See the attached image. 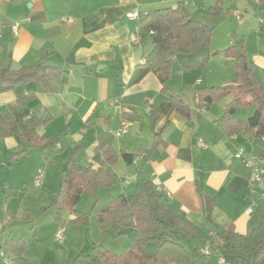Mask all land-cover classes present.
<instances>
[{
  "label": "crops",
  "instance_id": "obj_1",
  "mask_svg": "<svg viewBox=\"0 0 264 264\" xmlns=\"http://www.w3.org/2000/svg\"><path fill=\"white\" fill-rule=\"evenodd\" d=\"M181 3L192 19L212 25V31L220 28L225 11H232L234 18L236 12H242L239 32L225 34L228 41L222 50L211 48L209 62L225 57L223 51L240 41V31L245 29L253 68L257 64L264 69V50L259 47L264 44V1L0 0V64L14 70L47 64L69 71L64 84L53 81L46 86L28 81L0 92V115L8 113L17 130L0 133V181L9 188L8 199L24 200L39 170L44 172V188L50 191L59 182L57 195L70 162L99 169L104 153L100 137L107 132L118 158L106 167L117 179L111 188L91 192L102 198L95 201L102 204L101 208L119 195L135 194L137 170L142 167L160 184L170 207L182 210L200 229L202 237L196 242L205 240L206 231L209 243L212 224L233 225L240 234L256 228L264 201L251 171L236 154L243 150L248 156L258 157L264 142L247 127L232 136L222 129L220 119L231 97L203 108L197 90L205 87L204 79L190 84L187 73L172 71L169 86L190 106V115L185 117L163 92L155 74L148 73L135 82L140 65L156 49L148 35L139 42L132 40L138 33V19L130 20L126 14L138 11L142 18ZM217 6L221 11L214 14L211 10ZM19 21L20 31L15 36L11 25ZM251 36L256 46L253 50L248 44ZM214 39L212 33L211 47ZM125 115L130 116L127 121ZM5 129L12 131L14 127L7 125ZM53 137L57 142L45 148L34 142ZM121 153L135 155L133 163H127ZM206 194L216 199L209 217L202 201ZM64 212L69 211L60 212L65 222ZM69 213L74 221L77 216ZM17 242L26 244L11 239L5 243L12 250L8 262Z\"/></svg>",
  "mask_w": 264,
  "mask_h": 264
},
{
  "label": "trees",
  "instance_id": "obj_2",
  "mask_svg": "<svg viewBox=\"0 0 264 264\" xmlns=\"http://www.w3.org/2000/svg\"><path fill=\"white\" fill-rule=\"evenodd\" d=\"M211 11L218 14L221 7L217 6ZM212 33L208 26L192 19L182 3L174 9L156 11L139 18L137 34L140 38L148 35L156 51L140 65L135 82L140 81L148 73L155 74L162 84L163 92L169 94L175 109L189 117L190 106L169 86L173 65L178 58H182L183 61L179 63L177 71L183 73L191 71L193 65L187 59L195 57L200 49L210 46ZM223 54L226 58L234 59L236 78L229 84L200 87L197 90L200 105L207 108L216 101L231 97L220 119L222 129L232 136L247 127L260 139L264 135V87L253 73V62L248 56L245 41L240 40L227 47ZM208 61L209 58L203 59L202 65H206ZM68 78L69 71L62 67L39 64L14 70L10 66L0 64V92L12 90L28 81H38L48 86L53 81L64 84ZM243 106L255 108L254 114L245 121L235 117L238 108ZM129 118L130 116L125 115L124 120L127 121ZM7 125L13 126L14 130L7 131L5 129ZM16 132L10 115L1 114L0 133L6 135ZM110 137L107 132L100 137V148L104 153L99 169L77 167L70 162L69 169L63 172L59 192L53 199V206L57 210L55 218L62 224L64 221L60 212L63 210L77 216L74 223L87 224L88 215L77 209L82 194L85 191L94 193L96 188H111L116 183V175L106 167V164L111 165L118 158ZM57 139V137L35 139L34 142L45 148L54 145ZM121 157L132 164L135 155L121 153ZM258 157H264V149ZM136 190L133 195L122 194L107 202L97 216L100 229L112 238L123 237L128 231L133 232L131 248L123 254H117L98 243L93 247L94 255L81 253L76 257L75 263L190 264L192 255L195 257L194 264H198L197 258L204 260L206 255L196 244V240L202 237L200 229L187 220L182 210L170 207L167 194L158 190L155 182L142 167L137 170ZM202 201L209 217L216 199L206 194L202 195ZM211 228L225 242L220 252L228 264H238L239 261L247 264H264V204L259 225L248 234L236 232L233 225L212 224ZM153 241L159 243L155 256L145 251L147 243ZM24 246L23 242L14 244L13 256L8 264H38L37 261L23 256ZM206 247L213 250L212 239Z\"/></svg>",
  "mask_w": 264,
  "mask_h": 264
},
{
  "label": "rangeland",
  "instance_id": "obj_3",
  "mask_svg": "<svg viewBox=\"0 0 264 264\" xmlns=\"http://www.w3.org/2000/svg\"><path fill=\"white\" fill-rule=\"evenodd\" d=\"M240 13L242 14L241 20H244L243 13ZM223 19L224 21H222L220 28L213 31L215 36L214 42L212 43L213 47L210 45L207 48L200 49L195 57L187 59L193 65V69L187 72L190 84H193L198 78L204 79L205 87L221 86L235 80L236 69L234 60L227 61L225 57H220L210 62L208 61L204 66L202 65L203 59L210 58L211 48L218 47V49L222 50L221 48L224 42L228 41L225 34L239 32L238 28L242 21H237L233 17L232 11H225ZM261 23L264 25L263 22ZM208 27L213 26L209 25ZM240 33L242 35L240 40L245 41V47L248 53V30L243 29ZM253 37L251 36V41L248 43L252 50L253 47L256 48L255 42L252 40ZM259 47H262L264 50V44ZM182 61V58H178L174 62L173 73H176L177 67ZM253 73L264 86V69L256 64L255 68H253ZM254 111V107H240L236 112V118L245 120L254 114ZM30 185V190L24 200H21L19 197L8 199L9 188L4 186L0 181V264H7L8 257L12 253L11 248L5 246L8 239L25 241L26 244L23 250L24 257L37 261L38 264H76L75 259L79 254L94 255L93 247L98 242L117 254H123L131 248L134 237V233L131 231H128L123 237L112 238L100 229L97 222V215L101 210L102 204L95 203L97 198H101L99 194L94 195L91 192L85 191L82 194L81 202L77 206L78 210L88 215L89 221L87 224L74 223L72 221L74 216L69 212L63 213L65 222L60 224L55 219L54 209L51 207L52 199L59 188V182L55 186L57 188L51 187L50 191L44 188L42 184L39 187L35 185V182ZM262 200L264 201V199ZM262 206L259 212L262 210ZM256 219L257 223L255 227L260 223V218L258 219L257 217ZM61 229L65 233V240L63 241L56 239V234ZM203 238L205 240L201 239L196 242L199 249H204L207 246L208 237L206 231H204ZM183 243L186 244L185 240H183ZM196 244L194 243V245ZM158 246V242H149L145 246V251L155 256ZM194 258L192 255L190 264H194ZM196 260L198 264H218L219 259L216 255H212L205 256L204 260H198V258ZM239 264L245 263L239 261Z\"/></svg>",
  "mask_w": 264,
  "mask_h": 264
},
{
  "label": "built area",
  "instance_id": "obj_4",
  "mask_svg": "<svg viewBox=\"0 0 264 264\" xmlns=\"http://www.w3.org/2000/svg\"><path fill=\"white\" fill-rule=\"evenodd\" d=\"M126 16L130 20L139 19L138 11L128 12L126 14ZM235 17H236L237 21H241L242 14L239 12H236ZM68 21L72 22V20H70V19ZM262 22L264 23V19H262ZM20 25H21L20 21L15 22L11 25L12 32L15 36H18V34H19ZM2 36H3V25H0V39L2 38ZM132 40L134 42H139L140 36L138 34H135L132 36ZM198 82L200 83L201 80H198ZM260 140L264 142V135L260 138ZM201 145L204 147H207V145L203 144L202 142H201ZM236 157L238 159L242 160L244 165L251 171L253 180L256 183V185L258 186V188L260 189L261 197L264 199V157L248 156L245 154V152L243 150H239L238 153L236 154ZM43 178H44V172H43V170H39L37 172V177L35 180V185L37 187H39L42 184ZM155 184H156L159 191L164 192V190L161 188L159 183L155 182ZM249 212L250 213L252 212V208L249 209ZM209 236L212 239L214 248H213V250H211L209 248L204 249L203 254L206 256L216 255L219 259L218 264H228L220 252V248H222L225 245L224 240L220 236H218L213 230L210 232ZM56 239L59 241L65 240V233H64L63 229H61L57 232Z\"/></svg>",
  "mask_w": 264,
  "mask_h": 264
},
{
  "label": "water",
  "instance_id": "obj_5",
  "mask_svg": "<svg viewBox=\"0 0 264 264\" xmlns=\"http://www.w3.org/2000/svg\"><path fill=\"white\" fill-rule=\"evenodd\" d=\"M209 30H212V27H208Z\"/></svg>",
  "mask_w": 264,
  "mask_h": 264
}]
</instances>
